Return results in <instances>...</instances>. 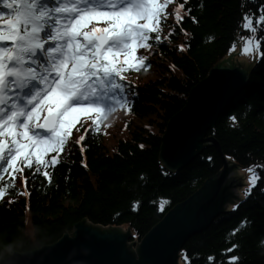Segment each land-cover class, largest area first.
<instances>
[{
    "label": "trees",
    "instance_id": "16d2710c",
    "mask_svg": "<svg viewBox=\"0 0 264 264\" xmlns=\"http://www.w3.org/2000/svg\"><path fill=\"white\" fill-rule=\"evenodd\" d=\"M182 3V13L191 11L177 23L171 13ZM262 5L264 0H172L164 9L167 24L161 23L159 41L144 49L151 67L122 73L134 92L132 111L119 110L126 115L125 135L108 146L101 130L97 138L83 142L87 145L83 154L76 146L68 161L55 169L51 185L43 176L33 184L26 167L23 180L13 177L11 169L3 173L5 182L14 179L16 188L28 194L0 199V252L8 246L22 253L52 244L80 221L100 227L126 226L139 240L169 208L218 174L222 161L211 144L204 145L187 166L166 169L159 159L161 137L190 91L235 50L237 40L242 41L244 14H254L255 26ZM253 34L259 56L247 70V84L207 136L217 142L229 163L238 168L257 166L260 179L251 196L244 191L232 209L224 208L207 228L184 242L180 250L184 264H226L233 256L240 258V264H264L260 243L264 239V40L260 39L264 32ZM156 35L150 33L148 43ZM80 122L91 125V119ZM76 128L80 123L72 129L73 139L85 134L84 128L79 132ZM54 156L57 153L52 152L45 159ZM234 245L238 248L228 251Z\"/></svg>",
    "mask_w": 264,
    "mask_h": 264
},
{
    "label": "snow or ice",
    "instance_id": "6c2138e0",
    "mask_svg": "<svg viewBox=\"0 0 264 264\" xmlns=\"http://www.w3.org/2000/svg\"><path fill=\"white\" fill-rule=\"evenodd\" d=\"M171 2L0 0V199L28 194L16 188L14 179L5 182L3 176L9 169L23 173L18 161L31 170L28 180L33 184L43 176L51 185L57 166L68 161L76 146L83 154L87 147L83 142L101 134L103 121L118 110L132 111L134 92L122 73L151 67L143 53L139 66L132 59L137 47L147 50L159 41L161 23L167 24L164 9ZM183 9L182 3L171 13L177 23L191 11L182 13ZM253 17L251 11L245 13L241 27L250 33L264 32V5L255 26ZM100 22L103 27L97 26ZM150 33L157 34L151 44ZM118 53L125 58L121 60ZM42 105L47 106L45 122L34 124ZM86 113L97 116L87 127L79 120ZM76 123L85 133L79 139L72 136ZM49 152L57 156L46 160ZM256 167L247 169L252 175L246 196L253 194L260 179ZM260 243L264 245V239ZM226 264H240V258L233 256Z\"/></svg>",
    "mask_w": 264,
    "mask_h": 264
},
{
    "label": "water",
    "instance_id": "95a60500",
    "mask_svg": "<svg viewBox=\"0 0 264 264\" xmlns=\"http://www.w3.org/2000/svg\"><path fill=\"white\" fill-rule=\"evenodd\" d=\"M231 52L213 66L207 76L189 93L184 107L167 123L161 137L159 159L163 166L176 171L187 166L206 144L218 151L222 168L208 178L185 200L173 205L146 232L138 243L128 242L126 227H100L85 221L73 225L56 242L32 251L17 253L0 264H179L184 242L207 228L214 218L241 196L235 189L243 185L233 172L217 142L207 136L217 118L247 84V70L253 62H236ZM131 243H135L134 250Z\"/></svg>",
    "mask_w": 264,
    "mask_h": 264
},
{
    "label": "rangeland",
    "instance_id": "374dc122",
    "mask_svg": "<svg viewBox=\"0 0 264 264\" xmlns=\"http://www.w3.org/2000/svg\"><path fill=\"white\" fill-rule=\"evenodd\" d=\"M159 2L162 3L163 0H159ZM100 23H102V22H100ZM141 23H143V21H141ZM244 32L246 33V35H244V37L242 38V41H238L237 40V42H239V44H240V50L233 57V59H235V61L237 63L244 61L247 64H249L251 62H254L258 58V56H259L258 42H257V39L254 37V34L253 33H250L245 28H244ZM235 50H237V45H236ZM141 53L144 54V49L137 47L136 53H135V57L136 58L135 59H132V63L134 65H136V64L139 63V59L138 58H139V56H140ZM118 55H119V57H120L121 60H123L125 58V56H124L123 53H118ZM125 67H127V65H125ZM127 71H130V69H128ZM131 71L134 72L133 70H131ZM44 114H45V110L42 111L39 119H41ZM88 117H91V124H92V121L93 120L97 119L96 113H86V114L80 115L79 116V120L80 119H88ZM124 117H126L125 113L120 112L118 110L113 115L109 116L107 120L103 121L104 124H103L101 130H102L103 135L105 136V142H106V144L108 146H112L114 144V142L116 141L117 138L125 135V132L123 130L124 125L122 123ZM76 125H77V123H76ZM85 127H87V126H85ZM79 136L80 135H77L76 139H78ZM18 139H19V137H18ZM37 139H39V138H37ZM28 151H29V153H31L33 150L32 149H29ZM17 163H18L19 167L24 168L25 165H24L23 162H19L18 161ZM234 165H236V164H234ZM248 168L249 167H247V168H238V167L232 168V172L237 177L240 178V181L243 184V185H241V186H239V187H237L235 189V191L237 192V195L241 196V198L244 195V191L248 190V188L251 187V184H250V176L252 174L247 171ZM12 176L13 177L16 176V177L20 178L21 180H23L22 173L14 172L13 169H12ZM237 201L238 200H236L235 203H232V204H227V208L228 209H232L235 206V204L237 203ZM161 203H162V201L160 202V204ZM120 228L123 231H126V226H122ZM131 234H132V237H131L132 238V241L135 239V243H138L139 240L133 234L132 231H131ZM130 240L128 242H130ZM135 243H131V245H130V247H131L132 250H134ZM178 263L179 264H184L185 263V260L180 255H179V258H178Z\"/></svg>",
    "mask_w": 264,
    "mask_h": 264
},
{
    "label": "clouds",
    "instance_id": "9594fccd",
    "mask_svg": "<svg viewBox=\"0 0 264 264\" xmlns=\"http://www.w3.org/2000/svg\"><path fill=\"white\" fill-rule=\"evenodd\" d=\"M15 251H16L15 246L5 247L4 250L2 252H0V258H3L6 254L12 255L15 253Z\"/></svg>",
    "mask_w": 264,
    "mask_h": 264
},
{
    "label": "bare ground",
    "instance_id": "6f19581e",
    "mask_svg": "<svg viewBox=\"0 0 264 264\" xmlns=\"http://www.w3.org/2000/svg\"><path fill=\"white\" fill-rule=\"evenodd\" d=\"M104 123H102L101 125H103ZM82 131H84V129L82 130Z\"/></svg>",
    "mask_w": 264,
    "mask_h": 264
}]
</instances>
